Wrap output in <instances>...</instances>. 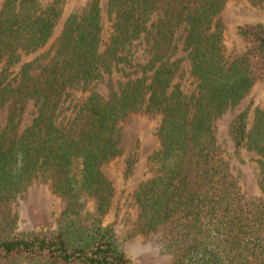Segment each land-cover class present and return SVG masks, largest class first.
<instances>
[{"label":"trees","instance_id":"1","mask_svg":"<svg viewBox=\"0 0 264 264\" xmlns=\"http://www.w3.org/2000/svg\"><path fill=\"white\" fill-rule=\"evenodd\" d=\"M70 1L0 0V264H135L115 229L118 207L106 223L116 189L104 171L124 158L120 174L133 172L121 123L135 114L158 120V147L128 194L126 239L159 234L170 264H264V98H250L264 85V23L235 28L243 52L231 58L220 15L239 0H107L106 33L100 0H86L49 50L23 62ZM247 98L227 136L234 156H255L257 196L216 136L217 120ZM35 183L65 205L51 229L20 232L15 207Z\"/></svg>","mask_w":264,"mask_h":264},{"label":"rangeland","instance_id":"2","mask_svg":"<svg viewBox=\"0 0 264 264\" xmlns=\"http://www.w3.org/2000/svg\"><path fill=\"white\" fill-rule=\"evenodd\" d=\"M86 0H71L63 10V19L55 29V32L47 45L37 53L22 56L23 62H31L39 54L51 48L54 40L62 28L63 20L71 13L78 12ZM101 16L104 25V32L108 31L107 0H100ZM223 26V40L225 54L228 57H239L243 52V46L235 36V28L246 22L264 23V8L251 6L246 0L228 1L224 11L220 15ZM120 79L113 76V80ZM99 91L104 97L108 96L105 85L99 87ZM74 99H83L80 93L73 92ZM259 105L264 98V85L256 88L250 95ZM249 101L245 99L233 111L227 112L216 122V136L224 148L226 157L230 160L233 172L238 176L239 183L248 196H257L259 193L256 188V163L252 153L243 152L240 156H234L233 145L227 136L228 122L231 117L242 109ZM33 114L32 103H28L22 120L21 127H24L31 119ZM4 118V113L0 114V121ZM158 126L157 119H149L140 114L130 115L121 123V147L124 155L127 156L136 152L137 163L128 178L120 174L122 162L112 163L105 168V174L112 181L116 192L106 223L115 220L114 214L118 207L119 213L115 220V229L123 241L124 251L131 257L135 264H170L172 257L162 251L159 242V234L149 236L138 235L131 239H126V233L131 229L134 219L133 211L128 206L127 197L137 185L145 179L147 157L157 149L158 141L155 135ZM64 202L56 196L48 183H35L27 191L25 197L18 202L15 210L18 214L17 230L26 232L31 230L51 229L60 213L64 208Z\"/></svg>","mask_w":264,"mask_h":264}]
</instances>
